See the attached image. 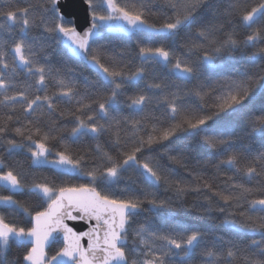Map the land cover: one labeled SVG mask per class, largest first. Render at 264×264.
Here are the masks:
<instances>
[{"label": "snow or ice", "instance_id": "obj_1", "mask_svg": "<svg viewBox=\"0 0 264 264\" xmlns=\"http://www.w3.org/2000/svg\"><path fill=\"white\" fill-rule=\"evenodd\" d=\"M82 3L0 2V264H264V0Z\"/></svg>", "mask_w": 264, "mask_h": 264}, {"label": "water", "instance_id": "obj_2", "mask_svg": "<svg viewBox=\"0 0 264 264\" xmlns=\"http://www.w3.org/2000/svg\"><path fill=\"white\" fill-rule=\"evenodd\" d=\"M61 4L64 6L63 10L71 14V18L75 19L78 24L82 23L85 15L82 0H61Z\"/></svg>", "mask_w": 264, "mask_h": 264}, {"label": "trees", "instance_id": "obj_3", "mask_svg": "<svg viewBox=\"0 0 264 264\" xmlns=\"http://www.w3.org/2000/svg\"><path fill=\"white\" fill-rule=\"evenodd\" d=\"M0 2H2V0H0ZM109 39H111V40H113V41H116L117 39H118V37L117 36H115V35H109ZM102 42H104V43H106L107 41L105 40V41H102ZM161 195L162 196H164V195H169V194H167V193H161ZM191 197H189V203L191 202ZM173 212H176L177 214H179V215H183V213L181 212V210L180 209H173L172 210ZM15 249H13V255L15 254ZM10 258H11V256H10Z\"/></svg>", "mask_w": 264, "mask_h": 264}]
</instances>
